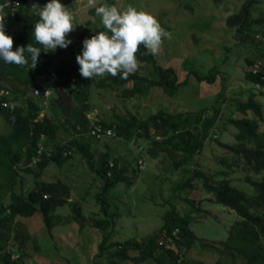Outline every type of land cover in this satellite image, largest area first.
Returning <instances> with one entry per match:
<instances>
[{"label": "trees", "instance_id": "1", "mask_svg": "<svg viewBox=\"0 0 264 264\" xmlns=\"http://www.w3.org/2000/svg\"><path fill=\"white\" fill-rule=\"evenodd\" d=\"M39 1L43 5L48 2ZM108 1L114 3L113 0ZM253 1L247 0L239 11L226 18L227 26L233 27L238 41H253L250 26L264 22V16L249 18L248 7ZM65 2L68 6L73 4V0ZM31 8L27 0H22L16 11L14 20L19 29L11 31L13 50L28 44L42 48L33 36L34 24L39 17ZM86 23L89 24L88 21ZM88 29L80 32L76 39L69 33L67 39L72 42L67 48L57 47L54 52L41 51L34 69L7 64L0 59V117L10 126L9 131L0 133V264H22L19 258L11 259V244L18 245L20 257L28 254L27 242L31 235L20 217L39 215L50 234L53 227L63 220L57 212L58 208L70 204L72 213L66 219L79 220L80 230L85 227L82 223V204L80 201L71 202L70 186L60 178L54 181L41 178L50 162L60 167L72 153L80 155L87 169L100 181L94 194L99 213L89 217V225L100 232L98 251L92 258V264H120L121 260L129 259L139 262L147 258H152L156 264H222L217 261H191L186 257L197 239L190 228L191 214L203 210L201 201H190L184 197L182 200L188 202L189 211L181 214L171 208L162 216V225L152 235L112 239L119 216L116 207L111 205L118 198L112 191L119 184L127 188L134 183L136 176L133 174L139 168L133 162L138 158L135 156L128 160L119 153L114 154L108 145L106 151L96 156L92 143L98 139L89 133L92 121L104 128H112L114 135L111 137L125 142L147 140L152 145L147 150L153 157L157 148L166 150L172 158L173 167L182 173L176 185L178 188L193 187L192 181L200 179L202 188L211 193L216 202L237 213L240 219L230 225L226 239L205 241L203 248L210 249L220 258L229 259L231 264H264V179H251L247 175L246 181L254 188V194L249 195L232 186L226 177L217 179L214 174L196 165L191 167L216 122L217 107L173 113L159 110L145 118L131 112L114 114L109 120L88 117L92 112L89 93L93 85L110 88L115 94L128 97L145 95L153 87L161 88L172 96L181 84L187 83L190 75L199 82H214L219 73L218 66L202 74L192 67L187 69L188 63L184 60L182 66L187 72L184 78L178 79L176 67L157 62L154 55L141 46L136 58L140 66L141 63L150 66L146 71L148 76L140 74L137 69L127 79H122L119 73L115 77L106 73L99 80H95L96 76L83 78L77 62H69L65 56L74 54V47L79 44L78 49L82 51L83 40L93 35L87 33ZM25 55L30 64V56L27 52ZM245 60L248 67L244 71L245 79L264 88V64L259 58ZM256 63L257 71L253 73L250 68ZM34 90L38 92L34 94ZM235 110L241 116L227 118V122L236 129L235 142L219 144L241 160L245 170L255 173L264 171V112L256 93L250 91L245 101L235 102ZM250 112L253 116L249 115ZM21 172L33 177V184L27 189H23ZM226 172L223 171L224 174ZM18 182L21 188H18ZM160 239L173 242L174 247H163L158 243ZM131 250L137 255L132 256Z\"/></svg>", "mask_w": 264, "mask_h": 264}, {"label": "rangeland", "instance_id": "2", "mask_svg": "<svg viewBox=\"0 0 264 264\" xmlns=\"http://www.w3.org/2000/svg\"><path fill=\"white\" fill-rule=\"evenodd\" d=\"M60 1H63L61 3L67 5L74 15V23L77 24L70 35L75 39L87 27H89L87 33L93 35L105 30L101 18L96 15L95 8L89 6L88 0H73L72 6H68L65 0ZM113 2L96 0V6L115 5L124 10L132 5L138 10L156 16L165 28L166 35L162 38L163 44L154 57L165 66L176 67L178 79L184 78L190 67L204 74L217 65L219 73L212 83L199 82L190 75L187 83L181 84L172 96L164 93L161 88L153 87L145 95L128 97L117 95L110 88L93 85L89 93L92 120L95 118L109 120L114 114L126 115L129 112L145 118L159 110L173 113L215 106L218 108L216 122L209 130L202 152L195 157V164L193 163L191 167L196 165L203 171L214 174L217 179L226 177L232 186L249 195L254 194L253 186L245 178L249 175L251 179H264V171L255 173L245 170L243 162L237 160L219 143L235 142L236 129L227 122V118L241 116L235 110V102L245 101L250 91L256 93V99L264 112V88L254 85L244 77V71L248 68L246 58L253 60L259 58L264 64V22L252 23L250 26L249 32L254 35L253 41L242 39L238 41L233 27L227 26L226 18L239 11L247 0H113ZM39 6L42 8L44 5L40 3ZM248 11L249 18L264 16V0H254ZM86 21L89 22L88 25L85 24ZM10 26L16 28V31L19 29L15 20L9 24ZM78 47L80 44L74 47V54H66L67 61H76V55L82 52ZM184 60H187V69L182 66ZM149 67L146 63H141L138 71L148 76L146 71ZM100 78L96 76L95 80ZM249 115L253 116V113L250 112ZM9 130L10 126L0 117V133ZM96 139L98 141L92 143L96 156L99 152L106 151L108 145L114 154L119 153L128 160L135 156L138 158L133 162V165L139 168V171L133 174L136 176L134 183L127 188L124 184H119L112 191L118 198L111 202V205L116 207L119 214L116 227L112 231L113 240L152 235L162 225V216L171 208H175L181 214L189 211L188 202L182 200L184 197L190 201H201L203 210L201 213L191 214L190 228L197 239L186 255L188 260L231 264L229 259L220 258L210 249L203 248L202 243L226 239L230 225L240 219L234 210L216 202L213 195L202 188L200 179L192 181L193 187L178 188L176 185L182 176L181 171L173 167L172 158L166 150L157 148L156 156L153 157L147 150L152 147L147 140L125 142L115 137ZM139 159L142 160L141 164ZM225 170L227 172L224 174ZM21 173L23 189H27L32 186L33 177ZM41 178L46 181L60 178L70 186L71 202L80 201L82 204L84 215L82 223L85 227L80 230L79 220L66 219L72 213L70 204L58 208L57 212L62 215L63 220L53 227L50 234L39 215L20 217L31 235L27 242L28 254L24 258L20 257L17 244L10 245L11 254L17 256L16 259L19 258L22 264H92V258L98 251L100 232L89 225V217L99 213L94 198L100 184L99 179H95L77 153H72L60 167L50 162L44 168ZM17 184L18 188H21V183ZM130 254L136 256L137 252L131 250ZM120 264L156 262L152 258H147L139 262L132 259L121 260Z\"/></svg>", "mask_w": 264, "mask_h": 264}, {"label": "clouds", "instance_id": "3", "mask_svg": "<svg viewBox=\"0 0 264 264\" xmlns=\"http://www.w3.org/2000/svg\"><path fill=\"white\" fill-rule=\"evenodd\" d=\"M88 4L95 8L105 30L85 38L82 52L75 57L83 78L103 77L106 73L115 77L119 73L122 79H127L139 67L136 53L141 46L153 55L158 53L166 30L154 14L132 5L121 10L115 5L96 6V0H88ZM5 7L0 5V59L5 63L34 69L41 51L54 52L57 47L67 48L71 44L67 36L77 24L72 11L60 0H48L42 8L36 3L31 8L39 17L33 36L42 48L28 44L13 50V38L5 32Z\"/></svg>", "mask_w": 264, "mask_h": 264}, {"label": "built area", "instance_id": "4", "mask_svg": "<svg viewBox=\"0 0 264 264\" xmlns=\"http://www.w3.org/2000/svg\"><path fill=\"white\" fill-rule=\"evenodd\" d=\"M22 0H0V5H7V7L4 8V11L7 13L5 16V32L8 35H11V31L13 29L12 26L9 27V24H11L12 21H14V17L16 14L17 9L21 6ZM35 0H27L28 5H33ZM258 63L254 64L251 66V71L255 73L257 71ZM258 86V84H256ZM3 90H1L2 92ZM38 90H34V94H36ZM4 93H8L7 90H4ZM89 118L92 119L91 114L88 115ZM89 133L97 138H105V137H111L114 135V131L112 128H104L100 124L92 123L90 124L89 127ZM142 147H139V150H141ZM141 159L139 160V163L141 164ZM160 245H162L165 248H173L174 243L168 242L164 239H160L158 242ZM17 256L11 254V259H15Z\"/></svg>", "mask_w": 264, "mask_h": 264}, {"label": "crops", "instance_id": "5", "mask_svg": "<svg viewBox=\"0 0 264 264\" xmlns=\"http://www.w3.org/2000/svg\"><path fill=\"white\" fill-rule=\"evenodd\" d=\"M34 3H36V4H38V5H39V4H40V1L38 0L37 2H34ZM11 23H12V22H11Z\"/></svg>", "mask_w": 264, "mask_h": 264}, {"label": "water", "instance_id": "6", "mask_svg": "<svg viewBox=\"0 0 264 264\" xmlns=\"http://www.w3.org/2000/svg\"><path fill=\"white\" fill-rule=\"evenodd\" d=\"M38 0H35V2H37Z\"/></svg>", "mask_w": 264, "mask_h": 264}]
</instances>
